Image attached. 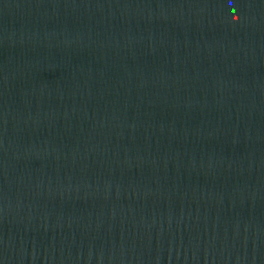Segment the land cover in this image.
<instances>
[{"label":"water","instance_id":"obj_1","mask_svg":"<svg viewBox=\"0 0 264 264\" xmlns=\"http://www.w3.org/2000/svg\"><path fill=\"white\" fill-rule=\"evenodd\" d=\"M0 264H264V0H0Z\"/></svg>","mask_w":264,"mask_h":264}]
</instances>
